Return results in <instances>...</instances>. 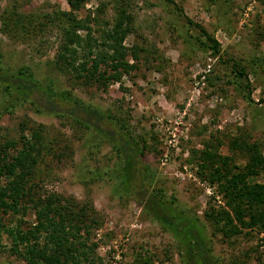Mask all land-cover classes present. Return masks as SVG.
<instances>
[{"label": "rangeland", "instance_id": "374dc122", "mask_svg": "<svg viewBox=\"0 0 264 264\" xmlns=\"http://www.w3.org/2000/svg\"><path fill=\"white\" fill-rule=\"evenodd\" d=\"M121 7L128 16L121 43L134 64L129 72L95 80L56 67L67 21L61 12L85 20L101 41ZM188 18L219 41L218 53L199 42L205 38ZM234 61L244 74L234 72ZM17 67L67 98L37 89L5 110L14 94L4 80ZM116 70L112 60L100 63L101 72ZM0 113V140L17 137L22 123L47 129L51 149L31 175L33 184L39 193L91 204L100 264H185L172 231L187 220L163 219L168 230L152 217L158 213L155 200L149 204L154 188L204 227L195 251L183 250L186 261L210 245L222 264H264L262 232L226 236L215 223L223 190L206 170L222 155L244 165L248 151L241 141H257L264 155V0H84L76 9L67 0H0ZM119 156L135 164L131 175L118 168ZM9 244L4 234L0 264H27Z\"/></svg>", "mask_w": 264, "mask_h": 264}, {"label": "trees", "instance_id": "16d2710c", "mask_svg": "<svg viewBox=\"0 0 264 264\" xmlns=\"http://www.w3.org/2000/svg\"><path fill=\"white\" fill-rule=\"evenodd\" d=\"M83 1L67 0L72 9L79 8ZM124 11L121 7L114 28L104 31L101 41L94 37L90 25L85 20L71 15V11L61 12V16H65L67 21L62 28L63 40L54 56L53 63L56 67L81 78L95 80L105 75L118 79L120 72H129L134 64L125 58L124 46L121 43L128 28L127 25L123 26L124 20L128 19ZM187 21L198 27L204 36V40L198 41L212 53H218L219 41L203 25L189 18ZM79 29L86 31L80 34ZM131 52L135 55L133 50ZM108 60L114 61L121 71L101 72L100 63H106ZM233 64L235 73L244 74L243 66H237L235 61ZM9 76L4 80V87L9 91L8 94H14V99L10 98L5 110L14 106L17 100H25L37 89H41L43 93L48 91V94L59 98H67L66 94L52 88L50 83L42 87L30 69L17 67ZM246 98L252 100L249 93ZM46 130L43 125L27 129L22 123L17 137L0 140V239L5 234L10 239V252L27 264H100L95 251L100 238L94 240L95 231L92 230L98 222L91 204L86 201L81 203L72 196L48 191L39 193L33 184L31 175L37 170V166L39 167L38 162L44 159V154L51 149L45 136ZM239 144L248 151L244 165L230 161L229 155H222L217 156L213 165L206 169L209 170L207 178H215L219 188L223 190L224 203L218 208L214 221L226 236L251 230L264 234V155L255 140L241 141ZM205 156L207 162L212 155L209 153L208 157ZM119 158L118 168L124 169L123 173L130 170L131 175L136 169L135 164L131 159L130 162L124 163L123 156ZM252 175L261 176L263 180L250 182L248 179ZM118 179L124 181L121 176ZM150 196L149 204L154 199L158 211L156 215L152 213V217L159 219L165 229H172L169 222L163 220H167V217L182 216L181 218L187 220L183 227H178L176 232L172 231L185 264H222L211 254L210 245H206L186 261L183 250L186 253L193 251L191 248L200 235L204 238L203 225L198 221V217H189L186 211L181 210L185 213L182 214L177 210L174 197L167 196L162 188L152 189ZM147 204L143 208L151 214ZM89 208L92 215H88ZM28 214L32 217L26 218ZM182 229L187 236L180 233ZM260 240L264 241V238L261 237ZM203 243L205 244L204 241ZM142 261L146 264L148 259ZM136 264L141 263L136 261ZM229 264L241 263L233 260Z\"/></svg>", "mask_w": 264, "mask_h": 264}]
</instances>
